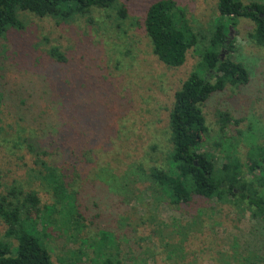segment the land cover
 <instances>
[{
    "label": "rangeland",
    "instance_id": "1",
    "mask_svg": "<svg viewBox=\"0 0 264 264\" xmlns=\"http://www.w3.org/2000/svg\"><path fill=\"white\" fill-rule=\"evenodd\" d=\"M156 1L116 0L107 10H93L88 16L58 24L52 18L17 11L22 29L9 28L0 38V196L16 185L25 192L35 191L41 206L52 204L50 194L34 178L37 173H30L34 166L25 141L42 145V121L75 90L80 93L82 109L91 111L86 112L81 125H91L92 129L83 128L81 134L101 135L92 146L94 152L80 166L79 177L73 179L64 173L66 182L78 193L77 210L84 217L81 228L75 231L70 225L65 232L57 229L55 222L58 225L66 218L59 208L61 214L46 212V219L54 222H47L46 230L38 225V232L49 235L42 239L53 264H103L106 259L112 264H138L141 258L142 264H176L168 262L161 246L150 245L151 251L145 250L146 241L141 239L151 228L134 226L152 215L163 224L173 218L185 224L190 218L165 204L155 208L152 190L143 191L142 184L131 187L130 172L145 173L152 165L165 167L171 149L168 117L174 93L191 72L197 71L200 53L207 45L203 37L218 13L217 0H173L201 38L182 66L168 68L152 54L143 26L146 10ZM250 2L264 5V0H244L245 4ZM121 9H125L126 18H121ZM238 22L235 29L230 28L229 37L236 52H220L222 58L230 56L246 67L249 82L243 87L228 86L202 106L209 129L203 150L214 156L217 167L226 162V156L245 166L249 144L264 141V47L250 39L253 23L240 18ZM53 48L65 57L64 65L53 62L49 54ZM53 119L64 132V120ZM222 121L226 123L225 136L219 131ZM196 201L188 209L191 214L208 204L206 207H214V215L203 219V235L194 232L186 238L185 260L217 264L215 258L220 252L229 253L239 231H250V213H239L216 201ZM5 229L0 219V242L14 243L5 237ZM103 232L109 238L98 252L102 241L99 233ZM178 238L175 234L174 239ZM154 240H159V234Z\"/></svg>",
    "mask_w": 264,
    "mask_h": 264
},
{
    "label": "trees",
    "instance_id": "2",
    "mask_svg": "<svg viewBox=\"0 0 264 264\" xmlns=\"http://www.w3.org/2000/svg\"><path fill=\"white\" fill-rule=\"evenodd\" d=\"M115 1L0 0V38L9 28L22 29L16 18L17 11L28 12L40 19L52 18L57 24L68 23L76 17L88 16L93 10H107ZM216 10L218 16L211 30L207 36H202L207 39V47L200 53V63L195 67L197 71L191 72L174 93L168 117L171 149L165 159V167L152 165L146 167L145 173L130 172L131 187L142 184L143 191L152 190L150 194L155 208L165 204L190 218V222L185 224L174 218L169 224H163L152 215L142 225L134 226L151 228L150 234L141 239L146 241L145 250L151 251L150 245L161 246L168 262L176 264H194V260H185L186 238L194 232L203 235V219L214 215V207H206L208 204L198 206L191 214L188 209L198 203L196 200L216 201L229 205L239 213H250V231H239L229 253L220 252L215 258L217 264L264 262V141L249 144L245 166L237 158L226 156V162L217 167L214 156L203 150L209 129L202 112V106L213 95L224 92L228 86L243 87L248 84L246 67L230 56L222 58L220 50L230 54L236 52V47L229 41V32L230 28L238 26L239 18L253 23L250 39L257 46L264 47V5L255 2L245 4L244 0H217ZM119 14L121 18H126L125 9H121ZM143 21L152 54L168 68L182 66L187 53L199 44L201 36L191 29L183 10L173 0L152 3ZM49 54L56 66L65 64L66 59L57 48L50 49ZM79 94L75 90L70 97L52 107L51 114L42 121L41 146L34 140L25 141L34 166L30 173H37L34 178L39 180L53 202L49 206H41L35 191L25 192L16 185L0 196V219L6 227L4 235L14 241L0 242V264H53L42 239L48 234L38 232L39 224L43 226L42 230H46L49 222L54 223L53 219H46L47 211L53 214L59 208L61 213H65V220L58 225L55 222L57 229L61 227L63 232L68 231L70 225L75 231L82 226L80 221L84 217L77 210L78 193L71 183L66 182L64 173H70L73 179L79 177L80 166L94 152L92 146L101 135L91 137L81 134L83 128L92 129V126L81 125V120L87 117L86 112L91 111L82 109ZM53 116L59 122L64 120V132L59 131L60 124L54 123ZM223 117L226 119V115ZM225 124L222 121L219 127L224 136ZM62 160L65 161L59 165ZM63 164L66 166L62 167ZM136 168L142 169L138 165ZM60 210L56 213L61 214ZM158 226L162 230L159 231ZM99 234L102 241H99L98 252H102L109 234ZM157 234L159 240L155 241ZM175 234L179 235L177 240L174 239ZM110 240L115 243L111 236ZM77 253L83 254L81 251ZM143 262L141 258L138 264ZM103 264H112V260L106 259Z\"/></svg>",
    "mask_w": 264,
    "mask_h": 264
},
{
    "label": "water",
    "instance_id": "3",
    "mask_svg": "<svg viewBox=\"0 0 264 264\" xmlns=\"http://www.w3.org/2000/svg\"><path fill=\"white\" fill-rule=\"evenodd\" d=\"M230 32H231V29H230ZM230 32H229V34H230Z\"/></svg>",
    "mask_w": 264,
    "mask_h": 264
}]
</instances>
